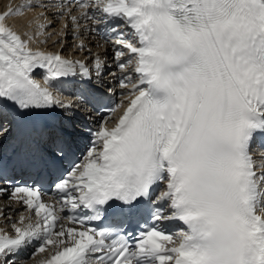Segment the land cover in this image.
I'll list each match as a JSON object with an SVG mask.
<instances>
[{"label":"snow or ice","instance_id":"6c2138e0","mask_svg":"<svg viewBox=\"0 0 264 264\" xmlns=\"http://www.w3.org/2000/svg\"><path fill=\"white\" fill-rule=\"evenodd\" d=\"M36 9L32 32L8 23ZM53 35L57 51L30 46ZM81 112L106 115L77 129ZM50 113L67 131H37ZM0 198V264H264V0L0 12Z\"/></svg>","mask_w":264,"mask_h":264},{"label":"bare ground","instance_id":"6f19581e","mask_svg":"<svg viewBox=\"0 0 264 264\" xmlns=\"http://www.w3.org/2000/svg\"><path fill=\"white\" fill-rule=\"evenodd\" d=\"M25 0H0V9L3 8V6H5L4 9L2 10H7V8L9 6H17L20 5L22 3H24ZM39 11H41V9H36L34 11H27L25 13V15L23 17H13L10 18L8 20V23L13 25V27L21 34H23L24 32H32V28L28 27V21L32 20L34 17H36L39 13ZM85 23H89V22H85ZM58 27V26H57ZM93 34H91L90 31L87 30H82L81 35H80V39H83L85 41L86 44L89 45V47L92 48L93 52H103L104 50L101 48H97L94 45L97 43V40L95 38H93L92 36ZM25 39H27V37H24ZM45 36H39L37 37L35 40H33V42L31 43V47L33 49L39 47L43 50H48V51H57L59 50V45H55L53 43V41H55L57 39L56 36H52L50 40L47 41V43H41V41L45 40ZM73 36L71 34V32L69 33V36L67 38V44L65 46V50L64 53L69 52L70 50H72L73 47ZM108 47V46H105ZM83 56V53H80L79 55H77L78 58H81ZM108 60H109V65H111V51L109 50L108 52ZM116 72L117 76L119 75L117 69L114 66H111L109 68H106L104 71V78L108 79V77L105 76V74H109V72ZM39 78V76H38ZM110 83H112L113 85H115V81L114 80H110ZM79 86L77 85L76 88L70 86L69 89L72 90H76ZM7 200L6 198H1L0 199V204H6ZM13 208L17 211V213H22L24 212V208L19 205V204H14ZM32 252V249H27L25 250V252L20 254V260L24 261L27 259L28 255ZM43 255V254H41ZM34 261L32 260H28L27 264H32Z\"/></svg>","mask_w":264,"mask_h":264}]
</instances>
